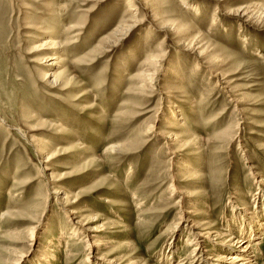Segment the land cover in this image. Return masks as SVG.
I'll return each instance as SVG.
<instances>
[{"label":"rangeland","instance_id":"obj_1","mask_svg":"<svg viewBox=\"0 0 264 264\" xmlns=\"http://www.w3.org/2000/svg\"><path fill=\"white\" fill-rule=\"evenodd\" d=\"M144 1L135 2L145 21L120 36L127 0H0V216L11 211L1 221L0 264L19 258L35 264L36 251L71 224L63 208L45 198L30 237V204L38 192L43 196L50 176L80 197L76 211L90 207L99 252L138 264H169L161 259L169 254L164 232L177 221L178 191L210 199L217 225L233 218L229 200L238 190L232 203L254 206L249 169L259 174L257 182L264 179V0H189L192 9L165 0L158 22L182 27L177 38L156 30ZM164 37L165 59L153 84L140 87L145 77L138 74L152 70L147 60ZM192 39L201 41L195 49L205 43L198 59L186 53ZM49 40L57 49L42 46ZM51 57L61 64L50 66L58 62ZM48 72L57 73L56 88L46 83ZM199 99L202 106L193 109ZM148 128L163 137L150 139ZM42 141L58 151L45 175L35 152ZM181 163L191 170H180L169 189ZM260 235L254 241L264 264ZM65 236L50 264H84L71 248L80 233L74 242ZM184 239L182 233L175 242L170 264L190 253Z\"/></svg>","mask_w":264,"mask_h":264},{"label":"bare ground","instance_id":"obj_2","mask_svg":"<svg viewBox=\"0 0 264 264\" xmlns=\"http://www.w3.org/2000/svg\"><path fill=\"white\" fill-rule=\"evenodd\" d=\"M135 1L136 0H127L126 2L127 6L124 8L123 14L121 15V18L126 21H124L120 27L121 30L119 31L120 36L131 32L133 29H135L145 21L144 17L141 20L139 19L138 14H140L142 6ZM152 1H154L155 4H153ZM188 1L189 0H180V3L183 6H186L187 9L190 8L192 9L193 7H191V5L187 3ZM166 3L167 2L165 0H145L143 9L147 8L148 12L151 14L152 20L156 22L154 27L158 32L168 31L171 33L169 35L167 34L168 36L172 37L175 35V37L177 38L181 33H184L182 27H171L165 21L158 22L159 17L162 14V9ZM214 25L215 23L213 19L209 31L214 28ZM165 40H166L165 37L162 40H160L159 44L157 45L156 53L152 54L150 59L147 60L148 62L151 63L150 67L152 70L138 74V76L145 77L142 80L140 87L146 86L148 83H152L154 76L156 75L157 71H159L157 67L159 68L161 67L160 63L165 59L166 56V53L162 50V46H163L162 42H165ZM178 42L184 43L185 41L179 40ZM200 42L201 41H198L197 39H192L188 41L186 45V53L187 52L192 53L193 55H195L197 59L202 57L206 52V48L201 51L197 49H202L205 43L201 44V46L197 49L194 48V45H199ZM42 46L43 47L46 46L47 49L49 50L57 49L56 48L57 44H55L52 40L46 41ZM51 59L57 60L58 62L50 63L49 64L50 66H56L61 64L62 60H58V58L55 57H51ZM138 76H136L135 79ZM177 76L180 78L183 77L182 70H179ZM226 77L227 76H225V78ZM225 78H221V80ZM45 80L46 83L50 85V88H56L55 84H57L56 82L57 73H52V72L46 73ZM182 81H184L183 78ZM225 85H228L226 90L230 92L231 91L229 87L230 84L225 82ZM132 91L138 92L139 90L133 88ZM203 102L204 99H199L197 104H195L192 108L196 109V107L202 106L201 104H203ZM47 125L48 128L52 127V125L49 124ZM60 127L62 128V126ZM144 134L146 136L148 135L151 136L150 139L152 140L155 139L156 136L158 137L160 136L158 132L155 133L154 131H152L151 128H148L146 130V133ZM160 137L163 136L161 135ZM166 140L167 142L165 144H167L166 145L167 147L173 145L171 142L170 143L168 142L170 141L169 138H166ZM184 146H187V144L183 145V147ZM238 146H241L239 142H238ZM117 148L118 147L114 146L110 148L107 152L109 151L112 152L114 150H117ZM35 150H36L35 152L42 157V164H44L42 170L45 175V172L49 171L48 165L51 163L50 161H53L57 157L58 151L55 148V145L50 141L48 142L42 141L41 146L38 145V148ZM170 153L174 155V157H176L175 151L172 152L170 151ZM189 153H190L189 155H193V152H189ZM171 159L172 158H169V161H171ZM252 168L249 169L251 172L250 175L255 181L254 185L257 191L255 192L252 198V202L254 203V206L245 207L242 209H239L237 207L238 205L235 206L232 203V201H234V199H236L240 193L239 190L237 192L235 191L236 193L233 194V197L229 200L230 207L233 206V211H232L233 218L231 219L228 218L227 221L224 222L225 225L224 224L217 225L214 221L211 220L212 218L211 214L208 212V209L211 208L210 206L206 205L207 203L210 202V199L208 198L196 199L193 196H189L187 191L177 192L180 197L175 202V205H173L174 209L177 210V221L175 223H172L173 225L168 227V229H166V231L164 232V237L167 240V244L165 243L166 244L165 246L169 249L168 253L170 255L163 254V257H161L163 263H167V262H169V264L171 263V260L173 259L172 256V251L174 249L173 247L177 239L180 238V235L183 233L185 234V239L183 240V242L186 244V247H189L191 249V251L187 255H184L183 259L178 261L176 264H260V251H259L260 242L254 241V239L259 233L261 234L264 233V179H260L259 182H257L256 178H258L259 174L256 173V171L253 172ZM182 169L191 170L188 168V166L181 163V165L177 168V170L179 171H176L175 174L173 173L171 175V185L168 186L169 189L170 187L173 186L174 180H176V177L178 176L180 170ZM42 170L40 171V173L42 172ZM47 181H48V185L45 187L43 196L40 195V192H38V196H36V198L30 204L31 209L35 212V215L33 216L34 218L32 217V222H31V224H34V226L29 227L30 237H32V235L35 233L37 229L38 223L36 222L38 219L36 218V215L37 212L38 214L40 213V206H41L40 202H42L43 205V201L45 200V198H49L51 201H53L61 208H63L67 216L71 218V224L69 225L68 222H66L65 224L61 225V231H59L60 235H58L55 239L57 242L47 241L48 243H46L47 244L46 246L44 245L45 247L43 249H41L40 247L36 251L37 257L35 258V261H33L35 264H50L52 260L53 262L55 260L56 263V256L54 253H56L55 248L58 242L61 243L60 241H62V238L68 237L65 236L67 234H69L70 237L66 240V243L72 241L74 242L76 241L75 236L78 233H80L81 237L77 240V242H74L72 244L71 248L75 249L76 251L75 256L80 258L81 262H83L84 264H138L129 261L128 258L126 257L103 255L101 252H99L98 249L103 248V246L100 241H96L97 230L96 228H93L91 225V223L96 221V219L94 220V218L91 219L89 217L90 216L89 214L91 212L90 207H85L84 209H81V212L76 211L75 205L80 197L79 196L71 197L62 188H59L56 183L57 181L60 180L57 177L50 176L49 180L47 179ZM31 183L33 182L28 181L25 182V184L15 185L14 187H17L19 190H21L27 185H30ZM47 201L49 202V200ZM186 204H188L190 208L185 209ZM203 207H205L207 211L204 212L200 210ZM10 214H11L10 210H7L3 214H1L0 226H1V221H3V219L9 216ZM74 225L76 227H74ZM78 228L80 230H78ZM233 231H235V233ZM236 233L238 235V238L234 240ZM33 238H35V236H33ZM263 238L264 235H260L259 239L263 240ZM203 248H207V249H203ZM217 250H220L222 252L225 251L226 253L224 252L225 254L216 255ZM94 253L95 256L92 257V254ZM206 253L210 255L204 257V254L206 255ZM88 259H91L90 262H87ZM210 260L211 262H209ZM21 262H23L22 258H19L18 260L12 261V264H21Z\"/></svg>","mask_w":264,"mask_h":264}]
</instances>
